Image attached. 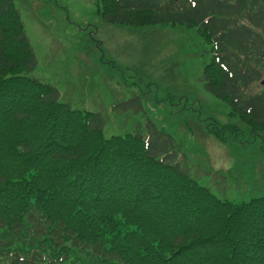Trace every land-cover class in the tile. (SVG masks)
<instances>
[{
  "label": "trees",
  "instance_id": "16d2710c",
  "mask_svg": "<svg viewBox=\"0 0 264 264\" xmlns=\"http://www.w3.org/2000/svg\"><path fill=\"white\" fill-rule=\"evenodd\" d=\"M96 3L113 23L196 27L204 86L264 131V92L245 96L264 74V0ZM36 63L0 0V264H264V195L220 198L140 132L107 136Z\"/></svg>",
  "mask_w": 264,
  "mask_h": 264
},
{
  "label": "rangeland",
  "instance_id": "374dc122",
  "mask_svg": "<svg viewBox=\"0 0 264 264\" xmlns=\"http://www.w3.org/2000/svg\"><path fill=\"white\" fill-rule=\"evenodd\" d=\"M96 1L14 0L37 59L29 74L100 114L107 136L140 132L220 198L263 196L264 131L204 86L196 27L113 23ZM262 80L245 96L264 92Z\"/></svg>",
  "mask_w": 264,
  "mask_h": 264
}]
</instances>
